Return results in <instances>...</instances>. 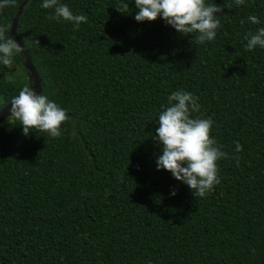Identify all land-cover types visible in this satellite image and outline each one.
Segmentation results:
<instances>
[{"label": "trees", "instance_id": "16d2710c", "mask_svg": "<svg viewBox=\"0 0 264 264\" xmlns=\"http://www.w3.org/2000/svg\"><path fill=\"white\" fill-rule=\"evenodd\" d=\"M59 2L87 23L49 21L43 0L0 9L6 37L20 11L40 92L68 116L55 139L0 123V264H264V48H245L264 0H205L223 11L204 44L161 17L136 21L135 0ZM12 60L0 63V108L33 84L24 53ZM181 89L227 153L202 198L156 166L158 117Z\"/></svg>", "mask_w": 264, "mask_h": 264}, {"label": "clouds", "instance_id": "9594fccd", "mask_svg": "<svg viewBox=\"0 0 264 264\" xmlns=\"http://www.w3.org/2000/svg\"><path fill=\"white\" fill-rule=\"evenodd\" d=\"M16 0H0V9L14 5ZM236 5L244 4V0H234ZM41 7L53 9L49 21L61 18L72 22L77 30L79 25L87 23L88 17L83 14H73L67 4L59 0H43ZM139 10L135 15L138 22L155 21L158 17L171 25L183 35L198 33L194 36L197 44L212 41L217 35L220 20L217 13L223 11L215 4H207L205 0H135ZM230 8L231 5H228ZM117 11L127 13L128 3L116 6ZM248 20L259 24L257 16L251 15ZM6 26H0V63L11 66L14 54H20L25 48L14 37H6ZM245 48L252 51L257 46L264 48V27L255 33L245 36ZM40 44L39 40L35 41ZM198 97L183 89L173 92L168 97V105L158 117L159 127L155 129L154 141L162 146V154L156 161L157 169H165L172 173L176 180L184 182L196 198L205 197L219 184L217 161L226 158L227 153L211 137L214 121L212 118L193 117L199 112ZM9 104L0 108V112ZM8 121H18L23 127V135L28 136L34 130L37 133H47L51 138L61 136V125L68 119L66 110L61 108L48 96L37 92L36 87L25 83L17 96L10 100ZM47 138V137H46ZM237 152L243 146L236 143ZM176 190L171 192L175 196ZM151 264V261H149Z\"/></svg>", "mask_w": 264, "mask_h": 264}, {"label": "water", "instance_id": "95a60500", "mask_svg": "<svg viewBox=\"0 0 264 264\" xmlns=\"http://www.w3.org/2000/svg\"><path fill=\"white\" fill-rule=\"evenodd\" d=\"M22 6H20V9H21ZM20 13V11H19ZM19 13L14 17L13 19V22H12V26H11V35L21 44V46L23 47V44L22 42L20 41L19 37L17 36L16 34V24H17V20H18V16H19ZM24 53V56H25V62H24V65L25 67L29 70L30 74H31V78L33 79V84L34 86L36 87V90L37 92H40V84H39V78H38V75L30 61V57H29V54L27 52V50L25 49V51L23 52ZM32 84V86H33ZM7 104V103H6ZM4 106V105H3ZM2 106V107H3ZM1 107V108H2ZM10 107V101H9V104L3 109L2 112H0V123H2L6 117H8L10 115L9 111H8V108Z\"/></svg>", "mask_w": 264, "mask_h": 264}, {"label": "rangeland", "instance_id": "374dc122", "mask_svg": "<svg viewBox=\"0 0 264 264\" xmlns=\"http://www.w3.org/2000/svg\"><path fill=\"white\" fill-rule=\"evenodd\" d=\"M12 64H13V60H12ZM12 64H11V65H12Z\"/></svg>", "mask_w": 264, "mask_h": 264}]
</instances>
